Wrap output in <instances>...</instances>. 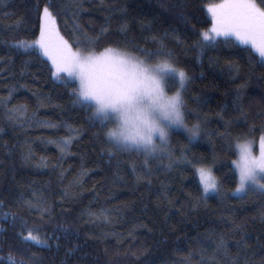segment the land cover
Masks as SVG:
<instances>
[{"label": "trees", "instance_id": "obj_1", "mask_svg": "<svg viewBox=\"0 0 264 264\" xmlns=\"http://www.w3.org/2000/svg\"><path fill=\"white\" fill-rule=\"evenodd\" d=\"M45 2L54 5L57 28L75 48L76 38L84 39L74 27L79 25L95 38L91 47L96 49L114 44L145 56L143 50L155 52L162 41L173 52L178 67L190 77L183 93L186 123L199 122L204 129L191 143L185 131L171 132L169 144L177 156L184 157L173 170L163 171V165L149 156L152 182L137 183L131 164L143 170L142 152L117 151L110 157L104 127L93 126L91 109L86 110L84 102L73 104L78 97L71 89L78 87L77 82L65 77L69 81L65 87L52 77L46 57L36 50L22 54L13 47L17 40L38 38L36 10ZM221 2L0 3V264H35L37 260L38 264H201L202 260L209 264L213 257L215 264L237 258L239 264H264V195L249 192L241 199L233 191L238 174L229 170L238 157L237 143L245 141L249 129V139L258 141L264 134V67L249 63L246 54L227 45L208 48L199 58L194 47L199 31L211 27L207 7ZM153 36L157 39L152 40ZM81 48H89L87 41ZM240 85L242 109L233 104ZM167 90H175L174 78ZM6 108L16 109L13 119ZM226 122L231 123L226 127ZM222 133L231 134V150ZM62 137L71 138L64 153L49 142ZM201 166L212 168L226 196H209L194 204L203 188L196 172ZM162 184L167 185L172 203L160 198ZM38 196L46 198L50 212L41 214L23 203H35ZM22 222L26 229L37 230L34 234L57 236L59 241L49 240L50 246L22 242L18 236ZM233 224L242 229L234 230ZM209 234L212 239L224 236L227 258L214 252ZM241 238L244 244L238 247L236 241Z\"/></svg>", "mask_w": 264, "mask_h": 264}, {"label": "snow or ice", "instance_id": "obj_2", "mask_svg": "<svg viewBox=\"0 0 264 264\" xmlns=\"http://www.w3.org/2000/svg\"><path fill=\"white\" fill-rule=\"evenodd\" d=\"M3 3V0H0ZM260 4L264 5V0H260ZM79 8L80 6L77 5ZM37 19L39 26V36L32 42L21 39L17 40L13 47L18 50H22L23 53H30L31 50H36L43 57L50 61L51 67L49 69L52 77L59 81H63L65 87L69 86V81L65 80V77L70 78L77 77L79 80L78 87H73L71 91L80 97L79 99L73 100V104H79L82 100L86 98H92L97 103L103 106L106 103H110L107 98V94L100 87V81L107 75L113 72V66L107 59L100 58L96 60L90 68L86 71L85 67L78 55V50L74 51L73 47L69 45V42L60 35L57 29V16L55 14L54 5L51 3H43L42 8L37 7ZM208 13L211 14V27L207 29L200 30L198 33V39L194 41V47L198 49L197 58L204 53L208 48L215 47L217 44L227 45L233 49H237L239 52L244 53L248 57L249 63L258 64L264 67V6H258L256 0H223L222 3L209 5L207 7ZM76 29L80 30L83 35V41L80 37L75 40V45L77 48L81 46L84 41H87L88 46L91 47L95 38L89 37L86 32L80 29L79 25L74 26ZM123 31V26L121 28ZM107 31V29H102L101 33ZM223 39H219V38ZM152 40H156L157 37H151ZM238 45H245L248 47L238 48ZM147 55L143 56L146 59H151L155 57L157 59L163 58L161 60V70L165 74V86L169 87V82L175 77L178 78L179 87L172 93H174L175 99H182L183 102V116L180 112L176 111L175 120L180 123L185 131L187 132V137L189 143L197 140L204 129L201 124L197 122L193 124L192 127H188L186 123L185 107L186 102L184 100L183 93L187 90V84L190 83V77L188 76L186 70L182 67H178V60L170 49H167L162 41L159 42V47L155 52H148V50H143ZM74 81V80H73ZM76 82V81H75ZM243 85H240L237 89L235 100L233 104L237 108H241V91ZM84 108L87 110L91 109L87 102H84ZM6 107V102H5ZM9 113V119H13V113L16 109H7ZM23 112H21V115ZM92 115V109H91ZM93 117V116H92ZM231 122H226V127L230 125ZM93 126L101 127L103 126V121L96 123L93 120ZM261 131L264 133V125H261ZM207 134V133H205ZM251 134V129L249 133L245 134V142L243 144L237 143V148L239 149L240 155L239 159L233 161L235 165L234 168L229 170L235 174H238V180L236 188L233 190L241 199L247 196L249 192H258L264 195V134L260 136L259 141V154L255 153V139H249L248 136ZM97 133H93L96 136ZM221 138L229 141L228 148L232 149L230 133H222ZM238 140V137L235 138ZM50 143H56L58 150L64 153L71 143L70 137H62L58 141H49ZM104 151V150H102ZM107 154L111 157L118 150L114 149L112 146L107 150ZM119 152H131V151H119ZM137 155H140V151H136ZM143 154V170H137L135 162L131 164V170L137 183L146 181L151 184V176L154 172L153 167L149 162V155L146 152ZM155 159L159 161V164L163 165V171L173 170L174 165H178L184 159L183 154L177 156L172 146L167 142L163 148L160 149L159 154L153 155ZM167 163H164V159ZM117 169H119V162L117 163ZM196 172L200 177V183L202 184L201 194L195 198L194 204H199L201 201L206 200L209 196H226L227 193H222V189L219 181L212 175L211 169H205L204 167L196 168ZM161 199L168 200L167 195V185L162 184L161 189ZM35 195V193H34ZM23 203L31 210L36 208L41 214L45 212H50L47 200L43 196H38L35 203L32 200H24ZM168 203L172 201L168 200ZM3 205V201H0V206ZM182 211V209H181ZM90 215H95V213H89ZM3 215H13L14 213H4ZM108 219L107 216L104 217ZM234 230H241L242 226L233 224ZM26 230V235H25ZM37 230L26 229V224L22 222V230L18 233L22 242L32 241L37 244L49 245V240L59 241L57 236L40 237L36 233ZM209 239H212L211 234H209ZM199 242V241H198ZM212 243L215 245L214 252L223 253L224 256L228 257V247L227 241L224 236L221 235L219 239H212ZM238 247L244 244L243 238L236 241ZM57 247L59 244L57 243ZM203 252V249L200 250ZM35 256V254H33ZM8 259L11 261L12 256L9 254ZM15 264V262H13ZM23 264V261L20 262ZM38 264V260L35 262ZM203 264V260L201 261ZM209 264H215L214 257L210 258ZM226 264H239V259L227 260Z\"/></svg>", "mask_w": 264, "mask_h": 264}, {"label": "clouds", "instance_id": "obj_3", "mask_svg": "<svg viewBox=\"0 0 264 264\" xmlns=\"http://www.w3.org/2000/svg\"><path fill=\"white\" fill-rule=\"evenodd\" d=\"M78 55L86 71L100 58L113 66V72L100 81L112 102L103 106L92 98L82 102L90 105L98 123L103 121V135L114 149L153 156L159 154L174 129L185 131L175 120L177 110L183 116V102L174 100V93L165 86L160 67L163 58L146 59L114 44L102 49L81 48ZM72 79L79 85L77 77Z\"/></svg>", "mask_w": 264, "mask_h": 264}, {"label": "rangeland", "instance_id": "obj_4", "mask_svg": "<svg viewBox=\"0 0 264 264\" xmlns=\"http://www.w3.org/2000/svg\"><path fill=\"white\" fill-rule=\"evenodd\" d=\"M222 3V2H221ZM58 29V28H57ZM59 30V29H58ZM60 32V31H59ZM60 35H62V33L60 32ZM63 36V35H62ZM64 37V36H63ZM65 40L68 41V39L66 37H64ZM69 42V41H68ZM69 45L73 47V45L69 42ZM73 50L74 51H77L79 50L78 48H75L73 47ZM174 86H175V90L177 87H179V82H178V78H175L174 77ZM175 90L171 91L170 93L174 92ZM180 130V129H179ZM259 141H260V138L258 139V141H255V144H254V148H255V153L258 155L259 154ZM169 142V141H168ZM245 142V141H244ZM244 142H240V144H243ZM237 152H238V157L236 160L239 159V155H240V152H239V149L237 148ZM201 167H204L205 169H211V172H212V175L215 177V174H213V171H212V168L210 166H201ZM198 175V174H197ZM199 177V175H198ZM216 178V177H215ZM199 181H200V177H199ZM201 184V183H200ZM202 186V184H201ZM203 187V186H202Z\"/></svg>", "mask_w": 264, "mask_h": 264}]
</instances>
